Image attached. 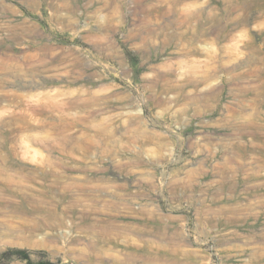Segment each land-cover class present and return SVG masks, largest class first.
<instances>
[{"label": "rangeland", "instance_id": "1", "mask_svg": "<svg viewBox=\"0 0 264 264\" xmlns=\"http://www.w3.org/2000/svg\"><path fill=\"white\" fill-rule=\"evenodd\" d=\"M262 165L264 2L0 0V264H264Z\"/></svg>", "mask_w": 264, "mask_h": 264}, {"label": "bare ground", "instance_id": "2", "mask_svg": "<svg viewBox=\"0 0 264 264\" xmlns=\"http://www.w3.org/2000/svg\"><path fill=\"white\" fill-rule=\"evenodd\" d=\"M251 1H252V3H255V4L260 3V2H264V0H251ZM198 13H199V12H198ZM213 14H214V15H213V18H214V19H215V18L218 19V18L220 17V14H221V13H219V12H217V11H215V12L213 11ZM239 22H241V21H239ZM217 29H219V25H217V26L212 25V26H211V30H212V31H216ZM262 167L264 168V165H262ZM261 203H262V201H261ZM261 203H260V205H263V204H261Z\"/></svg>", "mask_w": 264, "mask_h": 264}, {"label": "trees", "instance_id": "3", "mask_svg": "<svg viewBox=\"0 0 264 264\" xmlns=\"http://www.w3.org/2000/svg\"><path fill=\"white\" fill-rule=\"evenodd\" d=\"M17 252L20 255V257L28 258L27 251H25V250H18ZM42 264H53V263H51V262H42Z\"/></svg>", "mask_w": 264, "mask_h": 264}]
</instances>
